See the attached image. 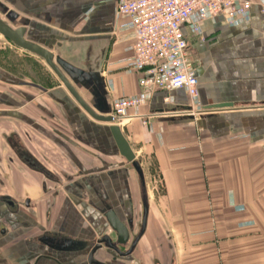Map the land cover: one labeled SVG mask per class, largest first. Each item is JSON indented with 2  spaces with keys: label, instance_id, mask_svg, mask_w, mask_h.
<instances>
[{
  "label": "crops",
  "instance_id": "0c3cea01",
  "mask_svg": "<svg viewBox=\"0 0 264 264\" xmlns=\"http://www.w3.org/2000/svg\"><path fill=\"white\" fill-rule=\"evenodd\" d=\"M250 1V17L238 27L229 28L218 16L203 21L198 34L183 29L204 114L193 118L179 113L189 103L184 90L159 91L146 105L129 109L130 118L118 125L140 160L144 191L130 164L119 156L109 125L88 118L60 85L36 93L55 104L59 116L52 121L68 126L69 139L49 135L21 112L9 118L26 122L35 135L48 136L78 177L63 184L54 178L60 174L45 166L50 176L35 184L42 174L14 155L25 171L13 168L7 194L0 193V264H35L39 258L38 264H87L99 238L115 239L103 216L106 209L125 224L131 221V240L137 236L143 193L146 225L134 252L119 258L101 250L96 260L264 264V7ZM0 8L14 26L32 32L36 43L79 69L96 72L110 106L139 93L140 74L127 72L132 32L129 21L116 16L117 0H0ZM27 100L35 98L28 95ZM216 104L231 106L204 109ZM153 112L163 114L147 117ZM3 197L16 210L3 204ZM44 237L84 242L86 248L54 252L49 241L40 242Z\"/></svg>",
  "mask_w": 264,
  "mask_h": 264
},
{
  "label": "built area",
  "instance_id": "2783aa9c",
  "mask_svg": "<svg viewBox=\"0 0 264 264\" xmlns=\"http://www.w3.org/2000/svg\"><path fill=\"white\" fill-rule=\"evenodd\" d=\"M255 1L264 7V0ZM251 6L250 0H117L116 16L129 21L133 37L127 72H137L140 78L138 94L111 103L115 124L130 118L129 109L146 105L159 91L184 90L189 103L179 113L198 116V79L183 29L198 34L203 21L218 16L229 28L238 27L248 21ZM162 114L153 112L147 117Z\"/></svg>",
  "mask_w": 264,
  "mask_h": 264
},
{
  "label": "water",
  "instance_id": "95a60500",
  "mask_svg": "<svg viewBox=\"0 0 264 264\" xmlns=\"http://www.w3.org/2000/svg\"><path fill=\"white\" fill-rule=\"evenodd\" d=\"M4 16L5 14L2 10V13H0V37L10 42L18 50L40 60L57 79L74 103L90 119L97 123L109 125L108 130L119 156L130 164L140 182V188L144 191V177L140 167V160L133 154L130 145L123 137L120 128L115 124L110 114L111 110L104 90V82L99 79L98 74L89 69H79L66 62L52 49L36 43L32 38V32H28L25 26H14L12 24L13 18L11 16ZM42 91L46 92L43 89ZM54 100L58 102V100ZM230 106L231 104H216L207 106L204 109L210 111L229 108ZM30 165L36 171L40 170L39 166L33 163ZM141 201L143 212L140 232L133 240H131L132 222L130 221L128 224H125L113 210L106 209L103 216L111 232L114 234L115 239L113 240L108 235L99 238L87 254V264H105L95 259V254L101 250H110L119 258L129 257L134 252L140 237L144 233L146 225L147 201L144 193L141 196ZM46 241H49L50 244H48V247L50 249L59 253L81 252L86 248L84 242L74 241L68 238L56 241L44 237L40 240L44 244H47ZM123 249L127 250L122 251Z\"/></svg>",
  "mask_w": 264,
  "mask_h": 264
},
{
  "label": "rangeland",
  "instance_id": "374dc122",
  "mask_svg": "<svg viewBox=\"0 0 264 264\" xmlns=\"http://www.w3.org/2000/svg\"><path fill=\"white\" fill-rule=\"evenodd\" d=\"M0 47H6V45H4L2 37H0ZM5 52L8 53V56L11 58L9 62L10 64L12 63V65H14L16 72L20 73L26 70V66H30V71L33 79H30L31 81H38L37 77H39L43 82V86L50 89H54L60 85L57 79L50 73V71L43 65L40 60L38 62V59L21 50L18 51L17 48H14L13 51L6 49ZM5 59L4 57L3 59L2 57H0V70L6 71ZM73 63L78 64V61H73ZM60 88L64 92L63 94L67 95L65 97L69 100H72L71 97L62 88V86ZM53 91L60 92V89H55ZM0 92H10L9 94H11L14 98L16 97L15 99H20L19 111L28 117V119L30 120L29 122L41 125L49 133V135L53 134L54 136H58L63 139L62 141H65L66 139H69L71 137L67 125H65L63 122L56 123L52 121V116H59L58 111L55 109V104L48 99H44L42 96H37V91L19 88L17 86L10 87L0 84ZM21 92H27L29 96L34 97V102L28 104H26L25 102L22 103L23 101L19 96ZM73 102L74 101L72 100V103ZM73 104L75 105V103ZM39 107H42L40 111ZM0 109L3 108L0 107ZM196 112L198 113V116H196L197 118L200 115L204 114L197 108ZM8 139L10 140V142H14L15 144H17L16 142L19 141L22 145L23 150L26 149L27 152H29L28 150H31L30 152L37 156L36 158L39 160V162H42L40 166L43 169H45L46 166V168H48L50 172L59 173L60 175H57L59 178H56L54 176L55 180L57 179L56 181H61L63 182V184H67L74 182L78 177L76 169L73 167L71 168L69 164L70 162H67L61 157L60 154H62V152H58V148L53 144L52 140L48 136L38 133H36L35 135L33 130L30 128V126H28L26 122L14 121L9 118H0V193L7 194V189L5 190V187L12 182L11 174L14 171L13 168L19 173L25 171L24 168L20 165L21 162H18V159H16V157L14 156L12 149L7 144ZM23 144H26L25 147L23 146ZM80 149L83 151L82 148ZM40 177L41 176L36 177V180H34L35 184L39 183V179L41 180V182H45V177L43 175L41 178ZM48 181L49 180H47V187H51V184ZM61 192L63 193L62 190Z\"/></svg>",
  "mask_w": 264,
  "mask_h": 264
},
{
  "label": "flooded vegetation",
  "instance_id": "af4514ba",
  "mask_svg": "<svg viewBox=\"0 0 264 264\" xmlns=\"http://www.w3.org/2000/svg\"><path fill=\"white\" fill-rule=\"evenodd\" d=\"M0 13H2L1 8H0ZM3 42H4V45H6V47H0V57H2V59H3V57H4V59L5 58H7V59H5L6 60V71L0 70V84H3L5 86H10V87L17 86L19 88H24V89H29V90H34V91L40 92L41 90H39V88H42V89L44 88L42 80L39 77H37L38 81H31L30 80V79H32L30 66H26V70H24L20 73L16 72L14 65H12V63L10 64V62H9V60H11V58L8 56V53L5 52L6 49L13 51L15 47L5 39H3ZM12 59H13V57H12ZM35 80H37V79H35ZM9 93L10 92H0V107L3 108V109H0V118H10L11 116H14L15 112H20L19 111V107H20L19 100L20 99H15L16 97L14 98ZM19 96L21 97V99L23 101L22 103H24V102L26 104L30 103L27 100V96H28L27 92H21V94ZM11 119H13V118H11ZM7 141L6 142L10 146V148L12 149L13 154L16 155L22 162L26 163L27 165H30L31 163H33L34 165L40 167V170H38V172H40L42 175H44L46 177L50 176L49 174H47L45 172V170L40 165H38L32 161L29 154H27L25 152V150H23L22 145L20 144L19 141L16 142L17 144H15L14 142H10L9 139ZM1 201L9 209L16 210V205L9 198L3 197V198H1ZM41 239L42 238H40V240ZM126 250L127 249H123L122 251H126ZM39 261H40V258L37 259L35 264H38Z\"/></svg>",
  "mask_w": 264,
  "mask_h": 264
}]
</instances>
